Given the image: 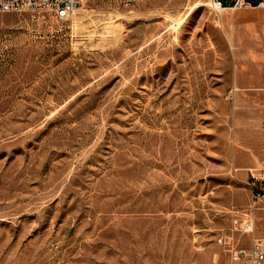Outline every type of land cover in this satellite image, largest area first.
Returning a JSON list of instances; mask_svg holds the SVG:
<instances>
[{"label":"rangeland","instance_id":"rangeland-1","mask_svg":"<svg viewBox=\"0 0 264 264\" xmlns=\"http://www.w3.org/2000/svg\"><path fill=\"white\" fill-rule=\"evenodd\" d=\"M232 6L0 13V264H239L264 168V5Z\"/></svg>","mask_w":264,"mask_h":264},{"label":"built area","instance_id":"built-area-1","mask_svg":"<svg viewBox=\"0 0 264 264\" xmlns=\"http://www.w3.org/2000/svg\"><path fill=\"white\" fill-rule=\"evenodd\" d=\"M87 0H0V13L29 12L33 17L43 12L50 13L57 20L68 19ZM139 0H123L126 5ZM216 16L222 9L228 8L223 0H212ZM253 7L247 0H233V6ZM249 186L251 198L249 204L242 211L240 221H235V228L243 233L251 235L248 247L232 245L229 249L232 261L239 264H264V234L258 235V214L264 210V168H249ZM217 241L221 244H229L227 236L219 235ZM200 250L206 249V244H200Z\"/></svg>","mask_w":264,"mask_h":264},{"label":"crops","instance_id":"crops-1","mask_svg":"<svg viewBox=\"0 0 264 264\" xmlns=\"http://www.w3.org/2000/svg\"><path fill=\"white\" fill-rule=\"evenodd\" d=\"M247 1H250L252 3L253 7L261 6L263 4V0H247ZM254 4H257V5L254 6ZM250 168H254V167H250Z\"/></svg>","mask_w":264,"mask_h":264},{"label":"trees","instance_id":"trees-1","mask_svg":"<svg viewBox=\"0 0 264 264\" xmlns=\"http://www.w3.org/2000/svg\"><path fill=\"white\" fill-rule=\"evenodd\" d=\"M224 3L226 4V6H231V4H233V0H223ZM257 4H254V6H256Z\"/></svg>","mask_w":264,"mask_h":264},{"label":"bare ground","instance_id":"bare-ground-1","mask_svg":"<svg viewBox=\"0 0 264 264\" xmlns=\"http://www.w3.org/2000/svg\"><path fill=\"white\" fill-rule=\"evenodd\" d=\"M262 5H264V3Z\"/></svg>","mask_w":264,"mask_h":264}]
</instances>
